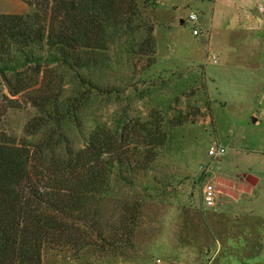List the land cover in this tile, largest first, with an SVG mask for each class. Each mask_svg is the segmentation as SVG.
<instances>
[{
    "label": "rangeland",
    "instance_id": "rangeland-1",
    "mask_svg": "<svg viewBox=\"0 0 264 264\" xmlns=\"http://www.w3.org/2000/svg\"><path fill=\"white\" fill-rule=\"evenodd\" d=\"M137 1L134 23L153 24L155 53L138 52L142 28L132 37L111 38L105 64L90 71V79L112 94L96 92L79 115L78 130L71 131L80 147L96 125H112L119 117L163 121L164 147L134 185H124L109 201L111 209L119 199L139 203L133 246L123 248L125 257L100 255L92 247L78 254L69 246L45 248L42 264H213L209 259L217 263L227 249L234 254L223 264H264V23L253 18V10L264 18V0ZM33 9L25 0H0V13ZM193 11L203 34H192L187 15ZM198 66L207 95L195 81ZM64 88V96L81 89L78 78L68 73ZM8 90L0 75V131L37 141L39 135L25 132L36 109L25 95L13 102ZM178 115L187 120L172 126ZM218 144L225 151L212 158L208 147ZM247 175L257 178L254 186ZM209 180L217 190L213 207L201 197Z\"/></svg>",
    "mask_w": 264,
    "mask_h": 264
},
{
    "label": "trees",
    "instance_id": "trees-1",
    "mask_svg": "<svg viewBox=\"0 0 264 264\" xmlns=\"http://www.w3.org/2000/svg\"><path fill=\"white\" fill-rule=\"evenodd\" d=\"M25 1L34 4L32 12L0 13V75L13 102L25 95L36 109L25 132L39 139L17 140L0 131V264H42L43 249L68 246L74 254L92 247L100 255L125 257L140 206L119 199L111 209L109 201L124 185H134L164 147L163 121L119 117L112 125H96L80 147L71 131L78 130L79 115L100 91L90 71L105 64L109 40L132 37L142 28L138 52L150 56L154 26L134 23L137 0ZM198 68L195 81L207 95ZM68 73L81 89L64 96ZM174 120L172 126L187 119Z\"/></svg>",
    "mask_w": 264,
    "mask_h": 264
},
{
    "label": "built area",
    "instance_id": "built-area-1",
    "mask_svg": "<svg viewBox=\"0 0 264 264\" xmlns=\"http://www.w3.org/2000/svg\"><path fill=\"white\" fill-rule=\"evenodd\" d=\"M198 18H199L198 13L195 11L190 12L187 15L188 21L194 25L192 29L193 35H198L200 34V32H202L201 28L197 24ZM213 61L217 62V59L213 57ZM224 151L225 149L223 148V146L218 144V145H210L208 147L207 153L212 158H218L224 153ZM216 193L217 190L215 188V184L212 181L209 180L204 183V185L202 186L201 197H202V202L206 207H213L216 205Z\"/></svg>",
    "mask_w": 264,
    "mask_h": 264
},
{
    "label": "crops",
    "instance_id": "crops-1",
    "mask_svg": "<svg viewBox=\"0 0 264 264\" xmlns=\"http://www.w3.org/2000/svg\"><path fill=\"white\" fill-rule=\"evenodd\" d=\"M244 9L245 7H236V9ZM213 9H215V7H213ZM247 9V8H246ZM249 10L247 9V11L245 12V14H246V16H245V18H246V20H249L250 19V17H251V15L249 14ZM253 12H254V20L257 22V24L258 25H263V23H264V18H263V15H261V14H259L258 12H256V11H254L253 10ZM211 20H213V17H210L209 18V23H211ZM201 28V27H200ZM201 30H203V28H201ZM203 32V31H202ZM201 32V34H203ZM207 46H209V42L207 43ZM209 49V48H208ZM257 183V182H256ZM255 185V184H254ZM254 185H252V186H254ZM232 254H234V252H233V250L231 249V250H228L227 249V251H225L224 252V254H222L221 255V257L218 259V261H217V263L216 262H214V259L213 258H210L209 259V263L211 262H213V264H223V263H225V261L228 259V257H231V255Z\"/></svg>",
    "mask_w": 264,
    "mask_h": 264
},
{
    "label": "water",
    "instance_id": "water-1",
    "mask_svg": "<svg viewBox=\"0 0 264 264\" xmlns=\"http://www.w3.org/2000/svg\"><path fill=\"white\" fill-rule=\"evenodd\" d=\"M183 21H184V19H181V23H183ZM245 181H246L247 183L251 184V185H254V184H256V182H257V178H255V177L252 176V175H247V176L245 177Z\"/></svg>",
    "mask_w": 264,
    "mask_h": 264
}]
</instances>
